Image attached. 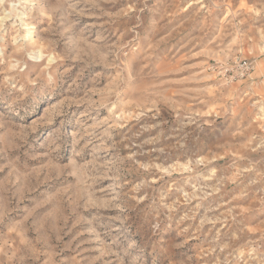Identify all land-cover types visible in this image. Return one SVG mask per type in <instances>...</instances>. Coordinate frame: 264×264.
<instances>
[{
  "label": "rangeland",
  "instance_id": "374dc122",
  "mask_svg": "<svg viewBox=\"0 0 264 264\" xmlns=\"http://www.w3.org/2000/svg\"><path fill=\"white\" fill-rule=\"evenodd\" d=\"M0 264H264V0H0Z\"/></svg>",
  "mask_w": 264,
  "mask_h": 264
},
{
  "label": "built area",
  "instance_id": "2783aa9c",
  "mask_svg": "<svg viewBox=\"0 0 264 264\" xmlns=\"http://www.w3.org/2000/svg\"><path fill=\"white\" fill-rule=\"evenodd\" d=\"M240 68H243V66L241 65ZM245 69H247V67H245Z\"/></svg>",
  "mask_w": 264,
  "mask_h": 264
}]
</instances>
